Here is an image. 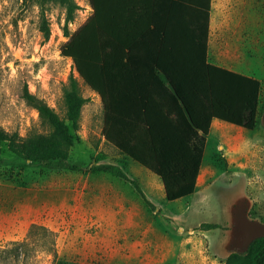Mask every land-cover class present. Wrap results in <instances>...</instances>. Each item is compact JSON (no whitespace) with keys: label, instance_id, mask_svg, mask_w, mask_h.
I'll return each instance as SVG.
<instances>
[{"label":"rangeland","instance_id":"374dc122","mask_svg":"<svg viewBox=\"0 0 264 264\" xmlns=\"http://www.w3.org/2000/svg\"><path fill=\"white\" fill-rule=\"evenodd\" d=\"M74 2L69 33L91 13L88 0ZM64 16L63 7L47 5L50 35L44 40L37 5L0 0V127L17 133L20 143L49 130L22 98L26 85L73 137L67 159L47 163L19 159L0 145V264H223L231 251H242L240 220L264 223V0L246 18L247 29L227 33L229 44L219 33L222 19L213 18L209 45L213 57L226 38L224 58L260 78L257 125L242 129L245 137L239 138L253 158L225 157L215 144L227 128L211 130L194 193L173 202L165 199L156 175L104 142L100 98L60 54L67 40ZM70 77L85 99L77 131L65 119L63 89ZM107 165L134 183L92 170ZM203 223L219 227L206 230Z\"/></svg>","mask_w":264,"mask_h":264},{"label":"trees","instance_id":"16d2710c","mask_svg":"<svg viewBox=\"0 0 264 264\" xmlns=\"http://www.w3.org/2000/svg\"><path fill=\"white\" fill-rule=\"evenodd\" d=\"M22 1L38 6L44 40L50 35L47 5L64 8L67 40L60 54L99 96L104 142L156 175L167 201L194 193L213 120L247 131L256 127L261 81L208 60L211 0H88L91 13L73 33L74 0ZM21 96L49 130L20 143L17 133L0 127V145L31 163L67 159L73 137L65 121L26 85ZM63 100L65 119L77 131L85 99L75 78ZM92 170L134 183L112 165ZM223 264H264V236L231 251Z\"/></svg>","mask_w":264,"mask_h":264},{"label":"crops","instance_id":"0c3cea01","mask_svg":"<svg viewBox=\"0 0 264 264\" xmlns=\"http://www.w3.org/2000/svg\"><path fill=\"white\" fill-rule=\"evenodd\" d=\"M257 12V0H211L210 1V21H209V38H208V47H210L211 43V27H212V22L211 20L213 18H218L222 19L220 20V27L221 28L219 33L222 35L223 33L227 35L226 37L228 38V44H229V34L227 33H232L235 32L236 29L239 27L243 29H247L249 26V22L246 20L247 17H251V15L255 16ZM233 28V29H232ZM232 30V31H231ZM222 39V37H221ZM223 40H227L226 38L222 39L220 41L218 49H216L215 54L213 57H209V62L214 63L218 66H222L224 68H227L229 70L248 75V76H253L260 80V78L257 76V74H254L253 70H249L248 67H244L241 64H237L231 61H228L226 58H224V54L222 53V43ZM210 45V46H209ZM229 47V45H228ZM220 49V51H219ZM224 49H227L226 47ZM212 55L211 47L208 51V54ZM209 54V56H210ZM225 122H220L217 120H213L211 122L210 126V131L215 129L216 132L219 130H223L224 128H227V134L221 136L222 138H217V142L215 144L216 148L220 149L223 151V155L225 157H231L233 156L234 158L230 160H239V159H244V160H250L253 158V155H250V153L246 154L247 150H249L250 146L244 142V140H240V136L245 137V134L242 131V128L228 124V127H223L222 124ZM244 130V129H243ZM224 137V138H223ZM231 137V138H230ZM207 143V141H206ZM118 153V152H117ZM119 154V153H118ZM248 162V161H246ZM248 165H240L241 169L243 171H247ZM202 167V164H201ZM200 167V171H201ZM199 176V175H198ZM198 180V178H197ZM202 184V182H201ZM197 186V182H196ZM256 219L260 218V216H254ZM255 221V220H254ZM260 221V220H259ZM261 223V222H260ZM240 231V230H239ZM241 234V231H240ZM242 238V237H241Z\"/></svg>","mask_w":264,"mask_h":264},{"label":"water","instance_id":"95a60500","mask_svg":"<svg viewBox=\"0 0 264 264\" xmlns=\"http://www.w3.org/2000/svg\"><path fill=\"white\" fill-rule=\"evenodd\" d=\"M239 225L242 237L241 243L244 246L243 250L252 240L264 236V223L243 217Z\"/></svg>","mask_w":264,"mask_h":264}]
</instances>
